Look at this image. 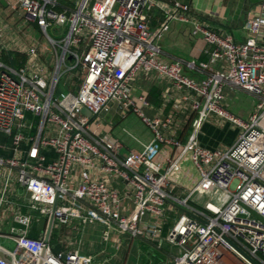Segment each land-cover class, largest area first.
Segmentation results:
<instances>
[{
    "label": "built area",
    "instance_id": "2783aa9c",
    "mask_svg": "<svg viewBox=\"0 0 264 264\" xmlns=\"http://www.w3.org/2000/svg\"><path fill=\"white\" fill-rule=\"evenodd\" d=\"M18 5L48 36L57 65L48 81L46 67L38 72L12 67L2 60L0 51V134L11 139L10 146L0 145L9 151L0 156V167L8 170L0 193V221L9 214L8 207L19 206L7 193L15 176L29 196V210L46 219L53 214L54 225L75 220L82 225L115 226L133 239L176 249L178 254L171 255L168 264H264V4L257 16L247 20L244 42L217 33L196 18L174 13L191 14L190 4L181 0L171 4L77 0L72 10L59 9L60 0H18ZM154 8L166 14L165 24L156 32L149 24ZM172 21L192 24L191 36L205 43L207 61L164 59L157 40ZM63 26L67 31L59 39L49 36V29ZM29 57L31 66L37 58L35 48ZM220 61L224 65L215 69ZM141 72L156 73L181 94L165 96L164 103L172 104L168 117H148L143 111L150 105L148 93L132 94ZM65 74L74 76L77 92L58 99L55 93ZM228 90H241L259 100L248 120L226 109ZM118 109L134 113L152 130L153 139L141 151L122 154L112 128L103 124L101 115ZM188 110L190 119L194 116L187 142L165 136L162 130L175 131L177 114ZM212 115L240 128L231 147L201 145V128ZM165 144L180 148L181 154L169 159L164 169L157 158ZM186 154L198 169L200 181L187 197L178 198L169 190V178ZM93 172L117 176L125 184L124 194L93 178ZM195 192L219 197L200 207L191 203ZM127 196L134 209L125 215ZM170 202L180 212L163 235L160 225ZM145 216L150 220L145 221ZM12 218L15 225L6 237L15 249L0 245L12 264H39L44 246L42 264H94L92 257L79 251L63 259L45 238H31L32 214L16 212Z\"/></svg>",
    "mask_w": 264,
    "mask_h": 264
},
{
    "label": "crops",
    "instance_id": "0c3cea01",
    "mask_svg": "<svg viewBox=\"0 0 264 264\" xmlns=\"http://www.w3.org/2000/svg\"><path fill=\"white\" fill-rule=\"evenodd\" d=\"M2 1H4V3H2ZM160 1L171 4L174 0ZM181 1L183 3L190 4L191 14H183L180 11H174V13L185 15L190 18H196L201 24L209 27L217 33L231 35L237 42H244L247 39V31L245 29V24L249 18L257 16L260 13L261 7L264 4V0ZM68 2L69 0H60L59 9L72 10L75 4H71ZM15 5H18V0H0L1 7H10L11 9L15 10ZM27 20L29 19L27 18ZM2 22L3 21L0 19V37L2 42L0 46V51H4L3 49H5L7 55L10 52L11 59L13 61L12 52H14V50H10L8 47L6 49L4 46L5 37L3 32L4 29L2 28ZM165 22V12L159 8H154L151 12L149 22L152 32H156L157 30L162 28ZM170 23H172V32L177 34V42H182V39L185 41L188 40L190 42L191 49L189 51V55L192 56V58H200L203 61H207V56L203 54L205 43L202 39L192 38L191 36L192 24L184 23L182 21H172ZM168 31H170V28ZM45 50L47 52H51V50L47 47L45 48ZM16 52L17 51H15V54ZM50 55L51 57L47 61L48 66L52 65L54 59L56 61L55 55L52 53ZM37 59L38 58H36L33 63H35ZM164 59L167 61L183 60L166 52H164ZM223 65L224 63L220 61L214 67L215 69H219ZM31 66L29 64L28 68H31ZM142 92L148 93V100L150 102V105L144 108L143 111L150 118L158 117L164 119L168 117L172 110V104L166 105L164 103L165 96H167L168 94H172L176 98H179L181 96L180 93L175 91L170 81L159 77L156 73H139L134 84L132 85V94L134 96H137ZM234 94H237V96L247 95V97L251 98V101H245L243 105L234 104L233 109H231L230 103L232 100L230 98ZM228 96V101H226L225 103V107L228 108V111L243 120H248L253 114L256 107V104L254 102V96L241 90H237L235 92H231L228 90ZM189 113L190 112L188 110L186 114H177L175 131L162 130L164 135H174L180 142L185 144L191 134V119L194 116L193 115L190 119ZM130 114L134 113L125 112L121 109H118V111L112 113H104L101 115V120L102 122H104L103 124L108 125L112 128L111 133L113 137L119 141L121 145V153L124 155L130 152L141 151L143 149V145L148 144L154 137L152 130L148 128L143 122L142 123L144 129L141 131L138 130V136L140 138L130 132L125 126H123V133L118 132L120 125H123V123L129 118ZM240 132V128H238L234 124L216 115H212L203 124L201 128V132L199 134V141L203 147L209 149H227L237 141ZM126 135L127 137H130L131 142L129 140L127 141ZM162 149V153L157 162L162 166V168L165 169L167 167V162L169 159L176 160L179 157V155L181 154V149L168 144H165ZM2 154L8 155L9 151H4L0 148V156ZM187 155L189 154L184 155V157L179 162L178 166ZM7 175V168L3 166L0 167V193L7 179ZM92 177L105 181L110 188L115 189L120 193L124 194L125 184L117 176H109L106 174H100L99 172H93ZM199 181L196 183V186L198 185ZM8 189L9 190L7 193L9 198L16 201L19 206L16 205L8 207L9 214H6L4 220L2 219L0 221V239H4L14 243L6 236L11 235V227L15 225L12 217L13 214L16 212L27 214L30 213L33 215L34 219L29 229V236L31 238H45L46 230L42 231L39 229V222L41 219H43V217L38 216V214H35L34 212H31L29 210L27 206V203H29L30 201L29 196L23 189L18 186L15 176L10 180V185L8 186ZM169 190L172 192L173 195L177 196L178 198H185L192 192L189 191L188 188L178 185L176 182H173L172 179H169ZM191 203L194 204L192 201ZM124 207L125 210L123 211V213L125 215H128L134 209L133 201L131 198H129V196H127L124 200ZM178 212H180V209L175 207L172 202L167 204L166 215L161 221L160 225L163 230V235L165 234V232H168L174 224ZM148 220H150V217L145 216V221ZM138 239L147 247L146 250H143L140 246L136 249L139 262L140 259H143L145 264H151L152 262L154 263V258H156L155 254H158L161 250L163 251V249L168 246L167 244H163L161 248H158L156 244L145 240L144 238L133 239L129 234H125L119 231L115 226L107 228L104 225L98 223L82 225L80 224V222L75 220H72L67 224H55L51 232L49 242L53 248L55 245L61 244V254L66 255L73 251H79L84 256L92 257L94 264H121V251L125 249L128 255L133 249V246ZM125 261L123 264H125ZM168 263L169 260H167L166 264Z\"/></svg>",
    "mask_w": 264,
    "mask_h": 264
},
{
    "label": "rangeland",
    "instance_id": "374dc122",
    "mask_svg": "<svg viewBox=\"0 0 264 264\" xmlns=\"http://www.w3.org/2000/svg\"><path fill=\"white\" fill-rule=\"evenodd\" d=\"M76 1L77 0H69L68 3L75 4ZM0 19L3 21L2 28L4 29L3 32H4V37H5L4 46L6 49L8 47L10 50H14V52H12L14 56L19 55V58H17V62L20 64L22 63L19 66H26L27 68L29 67V59H30L29 52L31 48H35L38 59L35 61V63H33L31 68L29 69H32L35 72H38L41 69V67H46L47 77H48L47 80L50 81L54 73L55 67L57 65V60L55 61L54 59L52 65L50 66L47 65L48 64L47 61L51 57L50 54L54 50L48 36L41 29H39V27L37 26L35 22L27 20L23 10L19 8V5L17 9L15 10L11 9L10 7L6 8V7L0 6ZM169 28H170V31L164 32L160 36V38L157 40L163 52L170 53L171 55L179 57L183 59L182 61L195 60L194 57L192 58V56L189 55V51L191 49L190 42L188 40L185 41L183 39H182V42L180 41H179L180 43L177 42L178 41L177 34L172 32V23H169ZM66 31H67V28L63 26L59 28V30L57 31L53 29H49L48 34L53 39H59L60 33L62 32L65 34ZM46 47L49 48L51 52H47L45 50ZM3 50L4 51H1L2 60L4 62H9L3 59V54L7 55V53L5 52V49ZM15 51H17L16 54H15ZM67 64L72 65L71 63H67ZM73 77L74 76L72 74H65L61 77L60 84L55 93V96L58 99H62L63 96H65L69 92H73V93L77 92V83ZM236 96L237 94H234L230 98L232 100L230 103L231 109H233L234 104L243 105L245 101H251V98L247 97V95H240L237 97ZM228 97L229 96H227V101H228ZM254 102L257 105L259 103V100L254 97ZM226 109L228 110V108ZM27 123L31 124L32 123L31 119H29ZM123 126H125L130 132L135 134L137 137H139L138 130L141 131L144 129L141 119L135 114L129 115V118L123 123V125L122 124L120 125L118 132L123 133L122 132ZM128 140L131 142V139L129 136L127 137V141ZM10 144H11V139L9 137H6L0 134V145L10 146ZM159 157L157 158V161ZM190 159L191 157L189 154L180 163L177 169L171 174L169 179H172V181L176 182L178 185L188 188L189 191H193L196 187V183L200 179V174H199L198 169L193 165ZM69 179L70 180L73 179L72 174H70ZM218 197L219 195L217 193L216 194H211V193L201 194L200 192H195L192 195L191 201L195 205L203 207L207 202H216L218 200ZM0 245L9 250L15 249L14 243L9 242L4 239H0ZM139 246L142 247L143 250L147 249L145 244L142 243L139 239L135 242L133 249L130 251L128 255L126 253V250L123 249L121 251V255H122L121 264H123L125 260H126L125 264H145L143 259H140V262H139V258H138L137 251H136L137 247ZM166 248L163 249V251L161 250L158 254H155L156 255V258H154L155 262L154 263L152 262L151 264H166L167 260H169V258H172L171 255L174 256L178 254L176 249L172 250L169 246H166ZM171 260L172 259H170L169 262Z\"/></svg>",
    "mask_w": 264,
    "mask_h": 264
},
{
    "label": "water",
    "instance_id": "95a60500",
    "mask_svg": "<svg viewBox=\"0 0 264 264\" xmlns=\"http://www.w3.org/2000/svg\"><path fill=\"white\" fill-rule=\"evenodd\" d=\"M2 3H4V1H2ZM9 57H10V65L12 67H15L14 66V63L11 59V53L9 52ZM71 60V57L69 58ZM85 114L87 115H90V113L85 110L84 111ZM98 115H95V117H97ZM195 217V216H194ZM200 222H202L203 224H206V221L203 220V219H200L198 217H196ZM54 215L52 214L49 219H46V218H43L40 220L39 222V229L44 231L46 230V234H45V242H48L50 240V236H51V232L53 230V227H54ZM235 248H237L239 250V248L233 243V242H230ZM45 246L44 248L42 249V253H41V257H40V261H39V264H42V261H43V258H44V254H45ZM53 252L55 255H61V257L63 259L66 258V255L65 254H61V244H57L54 246L53 248ZM0 264H12V261H11V256H9L8 254H6L4 251L0 250Z\"/></svg>",
    "mask_w": 264,
    "mask_h": 264
},
{
    "label": "trees",
    "instance_id": "16d2710c",
    "mask_svg": "<svg viewBox=\"0 0 264 264\" xmlns=\"http://www.w3.org/2000/svg\"><path fill=\"white\" fill-rule=\"evenodd\" d=\"M12 57H13V63H14V65H15V67H20L19 65H21L20 63H18L17 62V58H19V55H16V56H14V54L12 53ZM3 59H5V61H9V57L7 56V55H5V54H3ZM18 63V64H17ZM163 150V149H162ZM161 153H162V151H161ZM175 171V170H174ZM173 173V172H172ZM171 173V174H172ZM171 176V175H170ZM167 234V232H165V234L164 235H166Z\"/></svg>",
    "mask_w": 264,
    "mask_h": 264
}]
</instances>
